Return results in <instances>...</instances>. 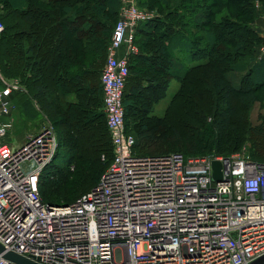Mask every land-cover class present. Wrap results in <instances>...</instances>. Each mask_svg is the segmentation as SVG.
I'll list each match as a JSON object with an SVG mask.
<instances>
[{
  "label": "built area",
  "instance_id": "2783aa9c",
  "mask_svg": "<svg viewBox=\"0 0 264 264\" xmlns=\"http://www.w3.org/2000/svg\"><path fill=\"white\" fill-rule=\"evenodd\" d=\"M134 1L119 0L99 74L111 156L100 155L105 170L93 188L68 204H47L38 178L58 153L51 122L16 146L7 141L12 124L0 121V264H14L6 253L34 264H250L264 255V157L134 148L123 105L128 59L138 52L137 27L155 18ZM12 90L17 85L0 88L5 117L14 109ZM213 161L221 165L219 182Z\"/></svg>",
  "mask_w": 264,
  "mask_h": 264
},
{
  "label": "trees",
  "instance_id": "16d2710c",
  "mask_svg": "<svg viewBox=\"0 0 264 264\" xmlns=\"http://www.w3.org/2000/svg\"><path fill=\"white\" fill-rule=\"evenodd\" d=\"M0 1L11 8L8 18L14 19L23 16L25 19L31 20V18L38 17L41 21L40 24L54 22L48 33L51 35L50 39L53 38L52 33L57 34L61 43L65 37L87 36L86 38H89L87 46H90L93 52L99 53L107 51L106 47L111 38V32L118 21L117 17L121 6L119 0H48L50 8L41 7L39 3H32L31 0ZM255 1L137 0L142 6L156 8L161 12L155 19L137 27L134 44L139 47V53L137 56H130L131 62L136 65L143 63L145 71L151 72V75L146 76V85L138 84L137 91L132 97L126 96L125 92L123 100L126 116L130 115V119L137 116L138 112L145 116V119L141 118L140 124L134 131L136 133L134 148L137 152L149 155L169 153L171 151L167 150L172 147L171 145L178 143L181 139L179 133L170 127L165 118L157 116L147 118L146 112L133 104L134 98L142 97L139 93L141 91L149 96L146 98L148 102H156L165 95L167 80L175 79L181 84L176 93L178 98L186 91L191 105V109H188V119L185 122L188 125L186 132L197 138L198 128L202 129L205 122L212 120L208 128L211 132L213 131L207 142L210 150L208 155L227 157L238 153L248 143L251 146L250 152L247 151V153L251 158L264 157V117H261V124L250 126L248 123L249 109L254 106L259 96L264 95V58L260 60L254 58L256 48L264 44V38L260 36L259 29L252 26L256 17ZM261 2L264 5V0ZM34 4H36L35 7ZM64 12L66 14L72 12V16L64 17ZM37 28L42 30L40 27ZM6 31V28L3 27L0 32V70L2 75L4 74L2 61L4 42L2 41L9 39L5 36ZM11 37L19 38L16 34ZM180 48L194 63L186 70H180L181 61L179 62L173 54L174 50ZM60 49V56H63L64 49L63 47ZM158 58L160 63L156 66ZM18 61L20 62V59ZM130 71L131 67L129 66V75ZM152 71L155 76L162 78L161 81L151 77L153 76ZM41 77L38 75L36 79L39 80ZM64 87L60 85L59 90L56 89L58 91H55L56 97L53 96L55 103L54 101L47 103L49 98L42 88H36L33 94V98L49 122H51L49 117L53 116L57 107L63 109L66 117L59 123V126L64 133L68 131L67 136L62 134V131H58L55 124L51 122L57 133L58 153L56 157L61 155L65 165L57 166L54 164V160L38 178L39 194L50 205L68 204L76 199H69L71 194L68 191L69 174L75 171L77 163H80L83 158L89 157V154L96 153L100 163L101 152L106 149L105 146L100 147L97 144L94 149L90 147L83 151L79 150L77 140L74 141L77 136L74 131L77 130L75 127L78 128L82 125H80V121L74 126L72 121L66 122L65 120L76 118L78 121L79 118H84L87 120L85 126L92 125L96 129L95 131L99 129L103 140L106 139L103 132L106 130L108 134L106 120L105 118V122L101 120L104 114L102 115L101 111L92 113L88 111L91 100L86 96L90 88L83 85L73 87L79 99L76 102H68L62 98L66 94L63 90ZM202 87L211 88L215 96L210 97ZM125 96L128 97L129 102H126ZM199 106L203 107L201 113L197 110ZM54 107H56L55 110ZM173 112H176V108ZM100 121L102 122L100 123ZM82 130L84 133L87 132L85 127ZM68 136L72 139V142H68V144L73 146L64 142V138H68ZM107 139L110 142V136ZM180 149L184 148L180 147ZM187 151L190 154L197 153L195 146L187 148ZM103 153L108 157L111 156L110 144L109 150H105ZM178 153L183 154L182 152ZM183 155L189 157V155ZM72 164L74 169L71 171L69 167ZM95 164L93 163V165ZM91 170L94 174L100 173L99 167L91 168ZM81 172L84 173V170ZM95 182L94 180L91 185Z\"/></svg>",
  "mask_w": 264,
  "mask_h": 264
},
{
  "label": "crops",
  "instance_id": "0c3cea01",
  "mask_svg": "<svg viewBox=\"0 0 264 264\" xmlns=\"http://www.w3.org/2000/svg\"><path fill=\"white\" fill-rule=\"evenodd\" d=\"M31 1L32 3H39L41 7H49L47 3L48 0ZM35 6L36 4H34V7ZM10 10L11 8H9L8 5H4L0 1V23L7 30L5 36L9 37L8 41H5V39L2 41L4 42V55L2 60L4 64V74L2 75L0 70V88L4 86V83L7 86L17 85V90H12L11 93L13 111L7 117L0 115L1 122L12 124L9 133H11L12 129L15 127H20L21 129L22 127H27L35 120L36 116H39V114L43 119L42 122L48 120L33 98V94L38 87L42 88L49 98L47 103L53 101L55 103V98L53 96L56 97L54 94L56 93L55 91L59 90L58 87L60 85L65 86L63 90L66 94L62 98L68 102H76L79 99L73 87L81 85L86 86L90 88L86 97L91 100L88 111L90 113L102 111L103 92L101 91L99 74L106 63L107 51L104 53H99L97 51L93 52V49L87 46L89 45L87 44V39H89L86 38L87 36L65 37L63 43H61L57 35L51 39V35H49L46 42L49 44L50 49H41V51L39 50L38 44L40 41H44L45 36H42V32L41 35H38V31H42L37 28L40 27V29H42L40 24L41 21H39L38 17H36V19L31 18V20L25 19L23 16L19 17L20 20L23 19V21L27 23L28 30L16 31L15 18H8ZM63 16L70 18L72 12L65 13ZM157 16L155 14V18ZM50 29L51 27L46 28V34L50 32ZM14 34L19 36V38H16L18 41H15V50L10 44L11 36ZM41 37L43 39H39ZM62 47L64 53L62 54L63 56H60V48ZM181 52H184L182 48L174 50L173 54L177 60H179L177 55ZM125 53L126 49L123 48L119 50L118 56L123 57ZM138 53L139 47L137 54L134 56H137ZM130 58L131 57L128 59L129 66L131 67L130 77H128L125 86L126 96L128 95V97H132L137 91L138 84L141 86L146 85V76L148 74L151 75V72L147 73L145 71V64L138 63L136 65L131 62L132 60ZM18 59H20V62ZM180 61L181 60H179V62ZM152 72L153 76L151 77L158 78L157 75H154V71ZM38 75L42 76L39 80L36 79ZM126 96V102H129ZM30 132L33 133L34 131L30 129Z\"/></svg>",
  "mask_w": 264,
  "mask_h": 264
},
{
  "label": "rangeland",
  "instance_id": "374dc122",
  "mask_svg": "<svg viewBox=\"0 0 264 264\" xmlns=\"http://www.w3.org/2000/svg\"><path fill=\"white\" fill-rule=\"evenodd\" d=\"M262 0H256L254 3V11H255V20L253 22V27L259 29V34L261 36V29L263 27L262 24V20H261V16L264 15V5L261 2ZM145 3H147L146 1H143ZM135 4H137V6L139 8H141L142 10L148 12V13H154L157 15L161 14L160 11H157L156 8H148L146 5H141L137 2V0L134 1ZM222 12V11H221ZM15 22V28L16 31H22V30H28L27 27V23L22 20H20L19 18H15L14 19ZM54 22H52V24L50 23H42L41 24V28L42 31H38V35H41L42 32V36L44 37V41H40L38 44L39 50L44 49V50H49L50 46L49 44L46 42V40L49 38L48 32L46 34V28L51 27L53 25ZM50 24V25H49ZM261 28V29H260ZM45 30V31H44ZM136 33V31H135ZM53 37H56V33H52ZM136 37V34H135ZM39 39H43L42 37ZM142 40V39H141ZM16 39L11 37L10 39V44L11 47L15 50L16 48V43H15ZM109 43V42H108ZM264 44H261L260 46H258L254 52V58L255 60H257V51L258 49L263 46ZM108 47V45H107ZM106 47V48H107ZM55 50V49H54ZM108 50V48H107ZM42 51V50H41ZM179 57V60H181L180 62V70H186L189 66L194 65V63L189 60V58L187 57L186 54H184V52L178 53L177 55ZM159 58L158 60H156L155 65L158 66L159 64ZM161 77L158 78V80L161 81ZM181 84L180 81L175 80V79H171V80H167L166 83V93L165 95L162 96V98H160L159 100H157L156 102H148L146 100V98H148L149 96L145 95L144 91L139 92L140 95L142 97H136L133 99V104H136L137 107L143 109L146 113L147 118L149 117H163L166 119L167 122H169V125L172 129H175L179 135H180V140L178 143L172 144L169 148V150H167L168 152H182L183 154L189 155V157H203L209 154V149H208V145L207 142L208 140L211 138L212 136V132L210 131L209 125H211L212 120H208L207 122H205L203 128H198L197 131H199L198 137H192L191 134H189L188 132H186L187 126L186 125V121L188 119L187 114H188V109L190 110L191 105L189 103V96H187V92L185 91L182 96L180 98H178L177 96V92L180 89ZM202 89L208 93V95L211 97L215 96L213 95V91L210 88H206V87H202ZM189 93V92H188ZM191 95V94H190ZM186 99V100H185ZM264 95L259 96L258 100L256 103H254V106H252L251 109H249L248 111V123L250 124V126H255L256 124H261V117H264ZM56 107H54L53 109L55 110ZM176 108V112H173V110ZM198 108V107H197ZM203 107L199 106V109H197L199 111V113H201ZM76 113V112H75ZM74 113V114H75ZM102 115L104 114V111L102 110L100 112ZM74 116V115H73ZM66 118L65 117V112L63 111V109L58 108L54 111L53 116L49 117V120L55 124L56 128L58 131H62L61 127L59 126V123L62 122V120ZM141 118L145 119V116H143V114H141L140 112H138L137 116H135L133 119H130L129 117H125L126 119V130L128 133H131L133 135H135L136 133H134V131L137 128V125L140 124L141 122ZM42 117L40 116H36L35 120L31 122L30 125H28L27 127H22V129L20 127H15L12 129L11 133H9L8 135V139L7 141L13 145H20L23 143V141L25 140V136L27 135H34L37 134L40 130V128L45 124L44 122H42ZM72 121L73 125L75 126L76 123H80V125L78 128L75 127L77 130L74 131V133H77L75 135L76 138L74 139V141L77 140V145L79 146V150L83 151L86 150L90 147H92L93 149L97 147V144H99L100 147H104L106 149H104L101 153L105 152V150H109V140L107 139V137L109 138L106 130L105 132H103L106 135V139L103 140L102 139V135L100 130L98 129V131H95L96 129L92 127V125H88L90 127L85 126V123L87 122L86 119L84 118H79L78 121L76 120V118H72V119H67L65 120L66 122ZM101 120H104V115L101 118ZM214 120V119H213ZM64 121V122H65ZM102 121H100L101 123ZM104 126V124H103ZM195 126V125H194ZM86 128V133L83 132L82 128ZM30 129L33 130L34 132H30ZM103 129V128H102ZM104 130V129H103ZM189 131V130H187ZM62 134L66 135V133L68 134V131L66 133H64L63 131L61 132ZM57 133L55 132V135ZM194 134V133H193ZM72 135V134H69ZM230 135H233L230 133ZM67 136V135H66ZM79 136V137H78ZM64 142L66 144H68V142H72V139L68 136V138H64ZM70 145V144H68ZM73 146V145H70ZM81 146V147H80ZM196 147L197 153L196 154H190L189 151H187V148L189 147ZM250 146L251 144L246 143V145H244L240 151H238V153H247L250 152ZM180 147H183L184 149L181 150ZM78 149V148H77ZM97 152V151H96ZM107 153V152H106ZM89 157H85L83 158V160L80 161V163H77V167L76 170L71 172V174H69V178H70V186L68 188V191L71 193L69 196V199L72 198H77V196L79 197L81 194H84L86 191H88L89 189L93 188L99 181L100 175L104 172L105 170V165L101 164L98 162V158L96 157V153L93 154H89ZM191 155V156H190ZM194 155V156H193ZM64 159H62V156L59 155L58 157H56L54 164H56L57 166H64L65 164ZM93 163H96L95 165H93ZM99 167V174H94L93 171L91 170V168H98ZM84 170V173H82L81 171ZM96 181L93 185L92 182ZM70 201V200H69Z\"/></svg>",
  "mask_w": 264,
  "mask_h": 264
},
{
  "label": "water",
  "instance_id": "95a60500",
  "mask_svg": "<svg viewBox=\"0 0 264 264\" xmlns=\"http://www.w3.org/2000/svg\"><path fill=\"white\" fill-rule=\"evenodd\" d=\"M220 168H221L220 163L218 161H213V164H212L213 179L218 182L221 181L222 179L221 174H220ZM0 253H3V247L1 245H0ZM3 257L14 264L15 263L16 264H34L33 262L28 261L24 259L23 257L17 254H13V253H6L3 255ZM250 264H264V255L260 256L256 261Z\"/></svg>",
  "mask_w": 264,
  "mask_h": 264
}]
</instances>
